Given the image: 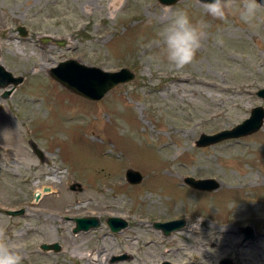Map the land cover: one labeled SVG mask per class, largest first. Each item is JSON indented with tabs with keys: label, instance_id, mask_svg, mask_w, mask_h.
Instances as JSON below:
<instances>
[{
	"label": "rangeland",
	"instance_id": "374dc122",
	"mask_svg": "<svg viewBox=\"0 0 264 264\" xmlns=\"http://www.w3.org/2000/svg\"><path fill=\"white\" fill-rule=\"evenodd\" d=\"M178 10L202 32L182 70L167 62L159 35ZM23 25L28 37L17 31ZM0 47L1 63L24 78L0 100V231L22 264H264V127L196 145L264 108V7L246 24L236 15L213 19L199 0H0ZM70 59L128 68L136 79L92 102L50 76ZM180 75L189 82H175ZM129 169L143 175L140 184H129ZM187 177L219 188L193 189ZM43 189L57 193L39 198ZM82 217L101 226L75 233ZM111 217L129 226L114 233ZM177 219L186 226L168 236L155 227Z\"/></svg>",
	"mask_w": 264,
	"mask_h": 264
},
{
	"label": "water",
	"instance_id": "95a60500",
	"mask_svg": "<svg viewBox=\"0 0 264 264\" xmlns=\"http://www.w3.org/2000/svg\"><path fill=\"white\" fill-rule=\"evenodd\" d=\"M180 0H160L161 4L165 6L175 5ZM201 2V0H199ZM258 2L264 5V0H258ZM18 33L21 37H28L29 30L26 26H19ZM65 43H60V46H65ZM50 76L68 89L70 92L81 96L89 101L97 102L102 100L111 90L119 85L127 84L136 79V74L128 68H123L117 72L104 71L98 67H89L79 63L74 59L61 62L57 67L50 70ZM24 78L15 76L1 63V47H0V100L8 99L16 88L22 84ZM257 95L264 100V88L257 92ZM1 107V105H0ZM264 127V108L259 106L255 107L251 111V115L248 119L238 124L231 130H224L213 135L201 134L199 140L196 141L198 147H208L218 144L220 142L239 139L247 137L259 132ZM37 154L42 157V153L35 147ZM127 181L131 185H138L143 181V175L139 171L129 169L126 175ZM188 186L193 189L213 192L219 188V183L215 179H195L193 177H187L184 181ZM71 189L74 191H80L81 185L74 183L71 185ZM47 191V189H45ZM25 210H6V213L10 216L23 215ZM75 233L88 232L91 229H97L101 226V220L97 217H82L76 218ZM114 233H119L129 226L127 220L119 217H111L108 219ZM185 219L172 220L166 223H156L155 227L163 230L166 236L172 234L175 231H179L186 226ZM246 239L253 238L254 233L250 227L243 229ZM45 252L54 251L59 252L61 247L58 244H43L41 246ZM128 257L126 255L113 258V262L125 260ZM162 264H171L169 262H163ZM221 264H231L229 259H224Z\"/></svg>",
	"mask_w": 264,
	"mask_h": 264
},
{
	"label": "clouds",
	"instance_id": "9594fccd",
	"mask_svg": "<svg viewBox=\"0 0 264 264\" xmlns=\"http://www.w3.org/2000/svg\"><path fill=\"white\" fill-rule=\"evenodd\" d=\"M204 11L213 19L225 21L236 15L251 24L264 5L258 0H201ZM167 62L175 70L191 64L201 47L202 32L195 26L187 11L178 10L159 33ZM23 257L0 231V264H22Z\"/></svg>",
	"mask_w": 264,
	"mask_h": 264
},
{
	"label": "bare ground",
	"instance_id": "6f19581e",
	"mask_svg": "<svg viewBox=\"0 0 264 264\" xmlns=\"http://www.w3.org/2000/svg\"><path fill=\"white\" fill-rule=\"evenodd\" d=\"M189 80H190L189 77L180 75V76H177L174 81L177 82V83H180V84H185V83H188ZM54 175H56V174L54 173ZM55 193H57V191L54 190V189H47V191L45 189H43V190L39 191V198L43 197L44 195L53 196ZM68 197H69V195H67V194H65L64 196H60V198L62 199L61 201L64 200V202L67 201L65 199H68ZM227 231L229 232V228L222 227L221 232H227ZM90 257H91V255H89V254H82V258H84V259H87V258H90ZM196 264H202V263L198 262Z\"/></svg>",
	"mask_w": 264,
	"mask_h": 264
},
{
	"label": "flooded vegetation",
	"instance_id": "af4514ba",
	"mask_svg": "<svg viewBox=\"0 0 264 264\" xmlns=\"http://www.w3.org/2000/svg\"><path fill=\"white\" fill-rule=\"evenodd\" d=\"M17 31H18V28H17ZM3 35H4V34H3ZM1 106H2V105H1ZM0 108H1V107H0ZM36 153H37V152H36ZM37 155H38V154H37ZM38 157H39V158H42V157H43V154H42V157H40L39 155H38Z\"/></svg>",
	"mask_w": 264,
	"mask_h": 264
}]
</instances>
